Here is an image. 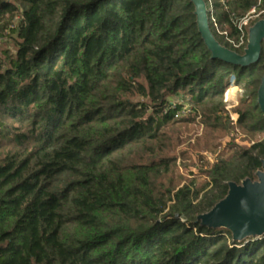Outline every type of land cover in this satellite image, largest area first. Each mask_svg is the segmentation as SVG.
Masks as SVG:
<instances>
[{"label":"trees","instance_id":"16d2710c","mask_svg":"<svg viewBox=\"0 0 264 264\" xmlns=\"http://www.w3.org/2000/svg\"><path fill=\"white\" fill-rule=\"evenodd\" d=\"M204 2L215 40L243 55L247 31L241 48L228 40L250 10L264 20V1ZM6 37L0 264H264V238L235 243L197 221L229 183L254 180L264 141L229 146L212 165L198 156L184 183L176 128L193 120L168 101L189 97L210 133H226L233 77L250 91L236 125L264 133V49L248 68L212 60L189 0H0Z\"/></svg>","mask_w":264,"mask_h":264},{"label":"water","instance_id":"95a60500","mask_svg":"<svg viewBox=\"0 0 264 264\" xmlns=\"http://www.w3.org/2000/svg\"><path fill=\"white\" fill-rule=\"evenodd\" d=\"M189 1L194 7L198 33L212 60L239 68H248L258 62L264 49L263 19L249 27L246 48L243 55H238L215 40L204 0ZM257 105L264 118V74L257 89ZM197 221L208 229L228 231L235 243L264 238V160L261 169L254 174V180L229 183L225 197Z\"/></svg>","mask_w":264,"mask_h":264},{"label":"rangeland","instance_id":"374dc122","mask_svg":"<svg viewBox=\"0 0 264 264\" xmlns=\"http://www.w3.org/2000/svg\"><path fill=\"white\" fill-rule=\"evenodd\" d=\"M245 18L248 21L245 31L248 32L250 23L253 25L259 21V18L258 15L252 13H248ZM16 22L17 20H15V24ZM6 35H8V32H6ZM0 47L13 52L12 41L7 37L0 41ZM231 79L229 80L223 99L226 114L224 117L228 118L229 124V131L226 133H210V130L202 125L200 115L194 112L193 106L188 102L190 100L189 97L176 95L168 99L171 104H183V106L189 109L192 108L191 114L179 116L178 118H188L193 120V122L176 128L177 131L182 132V138L184 139V144L178 146L174 152L177 158V174L182 178V182L184 183L189 181L190 177L188 174L190 172L195 175L197 174V168L194 165L197 163L198 156L203 158L205 163L212 165L217 160L219 154L224 152L229 146L236 151L248 149L255 141H264V133H258L250 137V135L240 131L236 125L238 119L236 109L250 91L243 90L240 85L236 84L234 79ZM226 93L227 96H225ZM254 99L257 101V95H255Z\"/></svg>","mask_w":264,"mask_h":264},{"label":"built area","instance_id":"2783aa9c","mask_svg":"<svg viewBox=\"0 0 264 264\" xmlns=\"http://www.w3.org/2000/svg\"><path fill=\"white\" fill-rule=\"evenodd\" d=\"M261 1H264V0H259V2H261ZM249 13H252V14L256 15L254 9L250 10ZM247 24H248V21L246 20V18H244L241 21V23L238 25V32H239L238 40L237 41L228 40V42L233 46V48L238 49V48H241L244 45V40H245V32H244V30L246 29ZM246 34H247V32H246ZM233 79L234 78L232 77L231 80H233ZM225 96H227V93L225 94ZM188 102H190V100ZM172 105H173L174 109L177 108V117L184 116V115H189V114L192 113V110H191L192 108L189 109L186 106H183V104H181V105L180 104H177V105L172 104Z\"/></svg>","mask_w":264,"mask_h":264}]
</instances>
